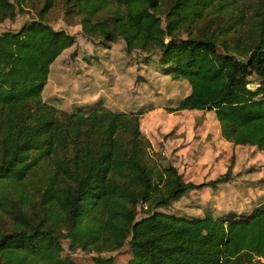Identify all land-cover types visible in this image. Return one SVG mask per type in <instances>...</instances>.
I'll return each instance as SVG.
<instances>
[{"label":"trees","instance_id":"1","mask_svg":"<svg viewBox=\"0 0 264 264\" xmlns=\"http://www.w3.org/2000/svg\"><path fill=\"white\" fill-rule=\"evenodd\" d=\"M24 2L0 0V23ZM55 3L45 0L36 20L0 34V218L11 221L0 232V264H13L16 253L27 264L40 257L73 264L60 258L65 240L71 251L96 253L95 264H116L103 254L128 241L129 264H264V201L242 214L152 211L217 189L231 181L230 169L186 181L172 163L152 165L145 111H66L44 100L51 66L76 41L46 22ZM112 3V15L99 17ZM73 7L89 37L122 39L128 54L140 51L146 65L188 82L189 94L169 112L214 111L225 140L264 150V0H74ZM207 19L214 29L199 27ZM251 81L260 86L249 88Z\"/></svg>","mask_w":264,"mask_h":264},{"label":"rangeland","instance_id":"2","mask_svg":"<svg viewBox=\"0 0 264 264\" xmlns=\"http://www.w3.org/2000/svg\"><path fill=\"white\" fill-rule=\"evenodd\" d=\"M74 0H56L55 6L46 15V22L55 29H63L76 38L75 44L66 50L51 66L48 83L44 90V100L59 109L74 111L78 108H91L104 105L115 111H140L146 113L141 119V128L151 143L149 150L152 165L162 167L176 161L180 150H185L182 161L185 180L205 182L216 179L231 171V181L220 184L223 198L227 195L236 197V185L240 190L244 184L242 177H248L253 184L264 186V150L250 146H236L222 137L220 123L214 111L169 112L168 108L176 106L178 101L189 92V84L185 80H173L170 76L161 74L159 65H146L140 51L128 54L126 44L122 39L114 43H106L102 39L86 35L81 26L82 17ZM45 0H25L22 8H18L15 19H7L0 23V34L6 31H19L25 23L38 18V13ZM116 8L112 3L99 13V17L112 15ZM213 14L210 18L215 19ZM164 19L165 26V16ZM225 18V17H222ZM221 19V18H220ZM222 22V20H221ZM211 25V20L203 21L199 27ZM187 34H184L186 37ZM257 82H250L254 88ZM183 139V140H180ZM167 140H172L168 149ZM174 140V141H173ZM192 142V144H191ZM180 145V148H178ZM179 151V152H178ZM178 153V154H176ZM187 156V158H186ZM195 157L198 163L195 168L186 172L185 163L189 157ZM251 167L255 173L248 171ZM244 169L246 173L242 174ZM236 173H238L236 175ZM255 179V180H254ZM259 179V180H257ZM242 181V182H240ZM218 186V187H219ZM215 189L195 191L181 197L167 207L152 208L161 211L180 214L188 217L203 216L207 210L214 215L225 214V209L236 208V199L230 198L228 205L222 201L212 202ZM251 192V190H247ZM257 201L264 200V189L257 192ZM261 200V201H262ZM239 200L238 213H248L251 204L244 205ZM228 206V207H227ZM147 206L139 207L137 219L147 215ZM218 213V214H215ZM11 227L9 218H0V232ZM64 250L60 254L63 261L73 264H95L96 253L83 250L71 251L67 248L68 240L64 241ZM104 256H114L116 264H129L134 258L133 247L128 241L125 247L115 252H105ZM255 258L252 264H262ZM27 264L21 254L13 255V264ZM32 264H51L40 257Z\"/></svg>","mask_w":264,"mask_h":264},{"label":"crops","instance_id":"3","mask_svg":"<svg viewBox=\"0 0 264 264\" xmlns=\"http://www.w3.org/2000/svg\"><path fill=\"white\" fill-rule=\"evenodd\" d=\"M189 92H190V88H189ZM189 92L186 94V95H188L189 94ZM185 95V96H186ZM183 98V97H182ZM181 98V99H182ZM132 111H134V110H132ZM198 111H201V110H183V111H178V112H198ZM223 137V136H222ZM180 140H183V139H180ZM174 141V140H173ZM227 141V140H226ZM171 142H172V140H167V142L165 143V145H166V147H167V149H168V147H169V145L171 144ZM228 142V141H227ZM231 143V142H230ZM191 144H192V142H191ZM233 144V143H232ZM234 145V144H233ZM236 146H244V145H236ZM250 147H254V146H250ZM178 148H180V145H179V147ZM254 148H257V147H254ZM169 150V149H168ZM179 152V151H178ZM185 150H180V153H179V158H177L176 159V161H179V163H177V162H173L172 164L174 165V166H176L177 168H178V170H179V172L180 173H182V172H185V170H184V167H182L183 166V164H182V161H183V159L185 158L184 156H185ZM176 154H178V153H176ZM182 154H184V156L182 155ZM186 158H187V156H186ZM189 159H190V161H189V163H185V168H186V172L189 170H191L192 168H195V166L198 164L197 162H196V160H195V157H189ZM253 167H251L249 170H247V172L248 171H252V173H255L254 172V169H252ZM188 169V170H187ZM241 173L242 174H244V173H246V171H244V169L241 171ZM183 174V173H182ZM238 173H236V175H237ZM184 176V175H183ZM242 179H243V184H244V186L240 189V190H238L239 189V186L237 185V183L239 182V180H236V181H234V184L237 186L236 188V194H238V192H240L241 193V196H239V197H236V195H235V193H233V195H227L228 197L227 198H223V196L224 195H222V193H224L223 192V190L220 188V186L217 188V189H215L214 191H213V197H212V202L213 203H218L219 201H222L225 205H228V202H229V200H230V198H233L234 200L236 199V208L237 207H239V205H238V203H239V200L240 199H242V203L244 204V205H248V204H251L252 206L249 208L250 209V211L254 208V207H256V206H258L259 205V203L261 202V200H262V197H260V201L258 202L257 201V197H259L258 195H257V192H260V190H263L264 189V186L262 187L261 186V184H256V185H253L250 181H249V178L248 177H242ZM209 180H214V179H209ZM208 180V181H209ZM255 180V179H254ZM257 180H259V179H257ZM187 181V180H186ZM193 182V181H192ZM203 182V181H202ZM240 182H242V181H240ZM260 182H264V180L263 181H260ZM194 183H196V182H194ZM198 183V182H197ZM199 183H201V182H199ZM209 188L208 187H206V188H203V189H201V190H195V191H203V190H208ZM251 190V192H249V191H247V190ZM195 191H192V192H195ZM191 193V192H190ZM257 196V197H256ZM230 197V198H229ZM264 198V197H263ZM262 201H264V200H262ZM228 207V206H227ZM231 209L230 207H228L227 209H225V214H228V213H231V212H236L237 211V209ZM213 214H214V212H212ZM236 213H238V211L236 212ZM215 214H218V213H215ZM225 214H218V215H225Z\"/></svg>","mask_w":264,"mask_h":264},{"label":"built area","instance_id":"4","mask_svg":"<svg viewBox=\"0 0 264 264\" xmlns=\"http://www.w3.org/2000/svg\"><path fill=\"white\" fill-rule=\"evenodd\" d=\"M248 86H250V84ZM259 86H260V83L257 82L256 85L253 86L254 88H251V89H255V88L259 87Z\"/></svg>","mask_w":264,"mask_h":264}]
</instances>
